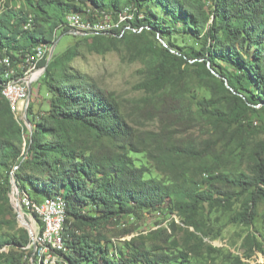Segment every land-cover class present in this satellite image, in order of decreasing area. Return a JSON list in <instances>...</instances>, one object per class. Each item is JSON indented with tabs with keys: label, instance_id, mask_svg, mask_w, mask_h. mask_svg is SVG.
<instances>
[{
	"label": "trees",
	"instance_id": "obj_1",
	"mask_svg": "<svg viewBox=\"0 0 264 264\" xmlns=\"http://www.w3.org/2000/svg\"><path fill=\"white\" fill-rule=\"evenodd\" d=\"M22 1L0 0V51L18 63L70 31L64 13L132 12L117 29L57 44L29 100L31 132L1 92L0 66V218L12 217L5 223L15 222L13 175L35 201L64 198L66 250L57 254L65 264H200L217 251L205 242L211 215L253 224L264 204V0ZM81 42L88 52L139 61L133 88L141 94L122 99L75 68ZM145 215L158 218L155 227L137 231L133 220ZM29 242L24 227L0 234V249L8 247L0 263L42 264L36 253L23 259ZM246 242L229 264L264 255V238L251 233Z\"/></svg>",
	"mask_w": 264,
	"mask_h": 264
},
{
	"label": "rangeland",
	"instance_id": "obj_2",
	"mask_svg": "<svg viewBox=\"0 0 264 264\" xmlns=\"http://www.w3.org/2000/svg\"><path fill=\"white\" fill-rule=\"evenodd\" d=\"M17 5L24 6V1L18 0ZM66 14L67 13H64V16H62L64 22L67 21ZM108 28L105 29L107 30ZM69 32L70 31H68V33H65L64 35H59V30H57V33L59 35V40L57 41L55 47L58 44V48L63 49L65 46H68L69 44H72L76 41V38L73 37V35L70 34ZM196 47L199 46L196 45ZM79 52H80L79 55L74 59L72 65L75 68L81 70L82 72H85L90 76H92L97 81V83L106 91L113 93L115 96H118L122 99H130L141 94L139 91L133 88V85L139 79V76L137 74V69H139L141 66L139 61L128 62L117 51H109L104 54L88 52L86 50L85 42H81ZM35 83L36 82H34V84ZM43 93L44 90L43 88H41L40 94L43 95ZM17 117L22 118L21 112L17 113ZM20 209L23 212L22 214L24 219L31 227V230L34 235V242H37L38 230L42 226L41 222L38 221V218L34 216L32 213H30V211L28 210H27L28 213L27 216L26 211L22 206ZM257 210H258L257 217L254 220L253 224L250 226L230 223L229 213H227L226 215H220L217 218L215 217V215H211L210 222L214 224V231L212 232V235L206 237L205 242L215 246L217 248V251L209 253L210 255L204 253L203 256L200 258V264H229L233 256L241 254V252L246 251L245 246H247L246 239L248 235L252 233L256 235L258 238H264V204L260 203L257 206ZM33 218H36V220H34ZM11 219L12 217H10V215H8L7 213L0 218L1 235L9 236L13 233H16L19 227H22L16 217V212L14 216L15 222L13 226L9 225V223H5L6 220H11ZM157 220L158 218H155L153 215L151 216L145 215L144 218L142 219L133 220V225L138 226L137 231H141V230L145 231L150 227L154 228L155 225L153 222ZM119 232H120L119 227L114 225L110 226L109 234L112 235L113 240L117 244H120L118 240L123 238V237L122 238L118 237ZM218 232L220 234L216 235ZM176 235L180 239L184 237V234L181 231L177 232ZM32 244H33V238H30V242L26 246V248L28 249L26 252H24V254L26 255V257L23 258L25 262L26 261L28 262L29 259L33 260V258H35L34 252L33 255H31L32 252H30V246ZM0 251L7 252L8 251L7 245L1 247ZM57 252L58 251H55L56 254ZM36 256L38 257V254H36ZM9 260L10 259L8 257H5L3 259V261L5 262L4 264L8 263L7 261ZM263 261H264V255L257 253L255 259L253 258L250 259V262L252 264H256L257 262L262 263ZM53 264H65V262L60 257L59 259H56Z\"/></svg>",
	"mask_w": 264,
	"mask_h": 264
},
{
	"label": "bare ground",
	"instance_id": "obj_3",
	"mask_svg": "<svg viewBox=\"0 0 264 264\" xmlns=\"http://www.w3.org/2000/svg\"><path fill=\"white\" fill-rule=\"evenodd\" d=\"M82 18L80 16H76L74 18H69L67 20V24L70 25L71 21L81 20ZM108 28V25H104L102 27V31H105ZM46 49H50L47 45H40V46H33L30 48V51H28L29 55H25L24 61L27 63V69L28 70V77H35L36 76V68H35V62L37 58H44L46 56ZM27 53V54H28ZM7 54L0 51V66L3 67V81L1 83L2 89L1 92L3 96L8 100L12 111L17 115V113L21 112L22 118H23V111L19 106V101L15 98L14 94L11 92H8L5 90V87H10L13 85H16L18 82H27V73L25 68H23V71L17 72L16 68H10L7 71V68L12 65V57H6ZM43 70V67L41 68V72ZM38 79H34L32 81V84ZM29 100L27 99L24 101V110H27ZM22 118H19V120L23 121ZM24 122V121H23ZM25 124V123H24ZM26 125V124H25ZM16 193L18 194V197L23 198V205H30V196L24 191L19 190L16 186ZM10 195L12 196L13 193L10 192ZM13 200L14 196H13ZM44 203L50 204L53 207H60V215H53V237L55 241H59V243H54V250H47L46 254H41V246H34V251L38 254L39 262H42L44 264L49 263L53 264L56 259H58V255L55 253V251L58 252H64L66 250L65 244L63 243V237H62V226L65 221L66 217V202L64 198H61L60 196H51L46 197L42 199ZM16 202V201H15ZM21 208V206H19ZM27 210L30 211L34 216L38 218V221L41 222L42 226L38 230V241L35 242L36 245H43L45 242V239L47 237V223L43 218H39V210L37 208H34V206H27ZM124 226V225H123ZM30 238H33L30 237ZM34 252V253H35ZM47 259H51L52 262H48Z\"/></svg>",
	"mask_w": 264,
	"mask_h": 264
},
{
	"label": "built area",
	"instance_id": "obj_4",
	"mask_svg": "<svg viewBox=\"0 0 264 264\" xmlns=\"http://www.w3.org/2000/svg\"><path fill=\"white\" fill-rule=\"evenodd\" d=\"M132 12V9H129L125 14L119 17H111L109 14L102 16H94V12H91L88 16H85L84 19L71 21L70 25L67 27L70 31L78 32L82 35H91V34H102V27L104 25H114V29L119 28L123 23L127 22L128 15ZM124 28H130L129 25H125ZM50 49H46V55H48ZM29 55L26 54V56ZM6 57H11L7 54ZM43 58H37L34 60L35 68H36V76L28 77L27 63H18L17 60L12 58V65L7 68V71L10 68H25L27 73V82H18L16 85L5 87V90L14 94L15 98L19 101V106L22 109L23 113L27 110H24V101L30 99L29 97V84L32 85V81L34 79H39L41 76V68L38 62ZM11 192L13 193L14 199L16 203L24 208L27 213V206H34L39 210V218H43L47 223V237L43 245H36L34 242L33 235V244L30 246L31 255H33V247L41 246V254H46L47 250H54V243H59V241H55L53 237V215H60V207H53L50 204L44 203L43 200L35 201L30 197V205H23V198L18 197L15 189L11 188ZM36 220V218H33ZM35 233V231H34ZM48 262H52L51 259H47ZM32 264V263H30Z\"/></svg>",
	"mask_w": 264,
	"mask_h": 264
},
{
	"label": "water",
	"instance_id": "obj_5",
	"mask_svg": "<svg viewBox=\"0 0 264 264\" xmlns=\"http://www.w3.org/2000/svg\"><path fill=\"white\" fill-rule=\"evenodd\" d=\"M69 33H71V34H80V33L75 32V31H70ZM80 35H82V34H80ZM58 40H59V37L51 45L50 50L48 52L47 61H46L45 65L43 66V70H42L40 76L43 74V72H44V70H45V68L47 66V63H48L49 59L51 58V55H52V53L54 51L55 45H56ZM30 95H31V85L29 84V97H30ZM23 121L26 124V126L28 127L29 132H31V125H30V123H29V121L27 119V112L26 111L23 114ZM10 182H11V188L15 189V187L17 185H16V182H15V180L13 178V175H11V177H10ZM10 202L12 204V207H13L14 211L16 212V217H17L18 221L20 222V225L22 227H24L28 231L29 236L32 237L33 236V232L31 230V227L27 223V221L24 219L23 214H22L23 212L21 211L19 205L13 200V195L12 196L10 195Z\"/></svg>",
	"mask_w": 264,
	"mask_h": 264
},
{
	"label": "crops",
	"instance_id": "obj_6",
	"mask_svg": "<svg viewBox=\"0 0 264 264\" xmlns=\"http://www.w3.org/2000/svg\"><path fill=\"white\" fill-rule=\"evenodd\" d=\"M37 84L35 83H33V85H31V95H30V98H31V96H33V95H35V92H36V90H37Z\"/></svg>",
	"mask_w": 264,
	"mask_h": 264
}]
</instances>
